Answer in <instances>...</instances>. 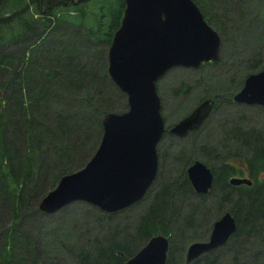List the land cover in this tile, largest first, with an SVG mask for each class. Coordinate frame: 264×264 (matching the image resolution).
Segmentation results:
<instances>
[{
    "label": "trees",
    "instance_id": "1",
    "mask_svg": "<svg viewBox=\"0 0 264 264\" xmlns=\"http://www.w3.org/2000/svg\"><path fill=\"white\" fill-rule=\"evenodd\" d=\"M193 1L208 24L218 22L206 11L205 0ZM124 7V0H0V224L8 222L0 227V264H47L43 245L32 233L36 225L26 220L23 209L32 204V214L36 213L38 202L59 179L93 155L102 117L127 109L126 95L107 75V49ZM256 52L247 59V75L264 66ZM186 89L181 83L174 94H185ZM226 136L225 144H238L236 156H219L212 148L200 147L205 160H221L210 194L191 191L186 167L201 157L191 149L176 171L167 168V180L158 182L163 172L158 167L145 196L151 195V200L141 209L133 232L114 225L105 238L89 245H63L71 256L69 263L125 264L151 236L172 233L166 264H185L186 245L205 235L206 226L196 217L208 215L206 203L215 199L214 216L230 210L236 230L223 246L191 264H221L223 248L231 251L225 264H264V133L233 124ZM183 154L176 158L181 160ZM231 157L245 158L253 179L250 187L226 184ZM183 202L188 208L184 213ZM116 213L100 212L110 220Z\"/></svg>",
    "mask_w": 264,
    "mask_h": 264
},
{
    "label": "water",
    "instance_id": "2",
    "mask_svg": "<svg viewBox=\"0 0 264 264\" xmlns=\"http://www.w3.org/2000/svg\"><path fill=\"white\" fill-rule=\"evenodd\" d=\"M119 27L107 49V75L126 95L127 109L108 112L101 119L100 142L80 169L63 175L41 198L44 214L84 202L103 213H115L141 201L158 169L156 147L165 130L156 84L172 68H197L215 62L220 49L218 33L205 21L193 0H124ZM233 99L246 105H264V68L248 74ZM212 104L206 100L170 129L175 135L197 127ZM3 92L0 90V111ZM193 189L206 192L210 170L196 160L187 168ZM231 184L251 180L232 178ZM236 230L235 218L226 211L211 228L207 241H194L186 249L191 262L222 246ZM169 239L151 236L125 264H165Z\"/></svg>",
    "mask_w": 264,
    "mask_h": 264
},
{
    "label": "rangeland",
    "instance_id": "3",
    "mask_svg": "<svg viewBox=\"0 0 264 264\" xmlns=\"http://www.w3.org/2000/svg\"><path fill=\"white\" fill-rule=\"evenodd\" d=\"M204 3L206 10L213 14L218 21L214 25H209L217 32L216 26L222 31L219 36L221 45L216 63L196 69L172 68L157 82L156 90L160 97L161 114L166 126L186 113L187 109L198 102L207 90L211 96L219 94L220 103L196 133L182 140L166 133L162 136L156 147L157 155H159L158 166L163 171L158 182L167 180V168L174 167L173 170L176 171L175 168L178 169L181 165L179 162L185 161L191 149H194L196 151L194 152L201 156L200 158L204 156V150H200L202 146L208 150L212 148L217 154L219 153V156H224V154L236 156L233 154H236L235 148L239 147L238 144L233 141L224 143L227 130L233 124L245 131L254 128L264 133V106L232 103L227 100L229 91L227 92L226 88H231L230 92L235 93L240 90L244 75L250 68H248L247 59L252 57L254 51L262 56L261 66L264 65V0H205ZM231 79L234 81L231 82ZM181 83L187 85L188 91L185 94H174V90ZM224 144L229 146L228 153H225L227 150H225ZM181 151L184 152V157L182 156L181 160H178L176 157ZM207 160L214 166L221 163V160L216 161L209 158ZM244 161L245 158H235L237 165L243 166ZM244 176L249 177L248 172L245 171ZM150 200L151 195L144 197L137 205L128 207L121 212H115L116 215L111 216V220L109 215H101V211L97 207L84 202L71 203L50 214L39 211L38 204V211L32 214L34 207L30 204L29 207L23 209L22 213L31 225H36L37 230L32 229V233L34 238L43 245L41 250L45 254L42 256L47 264H74L72 260L69 263L70 254L67 253V246L89 245L94 239L105 238L114 225H118L119 228L128 227V231L133 232L134 222L142 213L141 209ZM211 200L206 203L209 214L199 213V216L196 217L203 227H208L216 216H214V212L217 201ZM183 203L182 213L188 209L186 203ZM7 223V221L1 223L0 227H5ZM87 248L91 249L90 246ZM223 249L221 264H225L229 260L231 252L227 248Z\"/></svg>",
    "mask_w": 264,
    "mask_h": 264
},
{
    "label": "flooded vegetation",
    "instance_id": "4",
    "mask_svg": "<svg viewBox=\"0 0 264 264\" xmlns=\"http://www.w3.org/2000/svg\"><path fill=\"white\" fill-rule=\"evenodd\" d=\"M197 5V4H196ZM201 11V10H200ZM207 11V10H206ZM201 13H202V11H201ZM202 15H203V17H204V19H205V21L207 22V20H206V18H205V16H204V14L202 13ZM207 16V15H206ZM208 23V22H207ZM216 31V30H215ZM217 32V31H216ZM218 33V35L220 36V34H219V32H217ZM219 51H220V49H219ZM218 57H219V52H218ZM218 59V58H217ZM217 61V60H216ZM216 61L215 62H203V63H201L200 64V66L199 67H197V68H200V67H202V66H205V65H208V64H215L216 63ZM194 69V68H193ZM196 69V68H195ZM247 73V72H246ZM245 73V75H244V78H243V82H244V80H245V78L247 77V74ZM242 82V83H243ZM204 89H206V88H204ZM241 89V88H240ZM231 90V89H230ZM204 92H205V90H204ZM238 92V91H237ZM236 92V93H237ZM234 95H235V92H230V93H228L227 94V98H229V99H227V100H229V101H231L232 103H237V104H239L238 102H236L234 99H233V97H234ZM220 95L219 94H214V95H210V94H208V90L204 93V95L203 96H201L200 97V99L198 100V102H196L195 104H193V105H191L188 109H187V112L186 113H184L178 120H175L173 123H171V124H169L168 126H166L165 125V132L163 133V135L166 133V134H168V135H171V136H174V137H177L178 139H180V140H182V139H184V138H187L189 135H192V134H194V133H196L200 128H201V126L203 125V123H204V121L209 117V114L213 111V109H215L216 107H218V105H219V103H220ZM206 100H211L212 101V104H211V107H210V109L208 110V112H207V114H206V116L202 119V121L200 122V124L197 126V127H195V128H193V129H190V130H187L185 133H183L182 135H175V134H173V133H171L170 132V129L173 127V125L176 123V122H178L180 119H182V118H184V117H186V116H188L192 111H193V109H195L198 105H200L202 102H204V101H206ZM228 101V102H229ZM161 104V103H160ZM241 104H243V103H241ZM246 105V104H245ZM248 106H251V105H248ZM264 106V105H263ZM162 115V114H161ZM163 118V117H162ZM164 120V119H163ZM162 135V136H163ZM162 138V137H161ZM161 140V139H160ZM232 156V155H231ZM196 160H198V161H200V162H202L209 170H210V172H211V175H212V179H211V184H210V187H209V189L206 191V192H200V193H198V192H196L194 189H193V187H192V185H191V183H190V181H189V179H188V176H187V168L189 167V166H191L192 164H193V162L194 161H196ZM227 165H230V166H232V169L230 170V172H229V174L228 175H226V184L227 185H229V186H231V187H233V188H238V187H243V186H246V187H250L252 184H253V179L249 176V177H246V176H244L245 175V171L247 172V168H246V165L244 164V163H242L243 164V166H241V165H237L236 163H235V157H231V158H229L228 159V161H227V163H226ZM158 165H159V162H158ZM159 167V166H158ZM218 168V166H214L213 165V163H211V162H209L208 160H205V159H203V158H200V159H194V160H192L189 164H188V166L186 167V176H187V179H188V181H189V186H190V188H191V191L194 193V194H197V195H208V194H210L211 193V191L213 190V185H214V180H215V177H216V173H215V170ZM158 170V169H157ZM232 178H241V179H249V180H251V184L250 185H245V184H238V185H235V184H231L230 183V179H232ZM124 210V209H123ZM122 211V210H121ZM226 211H228L232 216H233V214L231 213V211L230 210H227V209H224V211L222 212V213H218L217 214V216H215L214 217V219H212V222H211V224L208 226V227H206L205 228V231H204V233H205V235H203L201 238L202 239H200V240H196V241H207L208 240V238H209V235H210V231H211V228H212V225H213V223L216 221V220H218ZM117 212H119V211H117ZM112 214V213H111ZM234 217V216H233ZM207 229V230H206ZM157 234H161V233H157ZM162 235H165V234H162ZM165 236H167V238L169 239V245H168V250H167V254L169 253V249H170V246H171V243H172V238H171V236H172V233H169L168 235H165ZM147 242V241H146ZM194 242V241H193ZM190 243H192V242H190ZM190 243H188L187 245H186V248H185V251L183 252L184 253V263L185 264H191L194 260H196V259H194V260H192L191 262H186V260H185V254H186V249H187V247H188V245L190 244ZM223 246V245H222ZM142 247V246H141ZM140 247V248H141ZM219 247H221V246H219ZM139 248V249H140ZM216 248H218V247H216ZM216 248H214V249H216ZM138 249V250H139ZM214 249H212V250H214ZM137 250V251H138ZM212 250H210V251H212ZM136 251V252H137ZM209 251V252H210ZM135 252V253H136ZM134 253V254H135ZM208 253V252H207ZM133 254V255H134ZM179 254H181V250L179 251ZM204 254H206V253H204ZM204 254H201V255H204ZM132 255V256H133ZM200 255V256H201ZM131 257V256H130ZM130 257H128V258H130ZM128 260V259H127ZM126 260V261H127ZM166 260H167V255H166ZM166 260H165V264H166ZM126 263V262H125Z\"/></svg>",
    "mask_w": 264,
    "mask_h": 264
},
{
    "label": "bare ground",
    "instance_id": "5",
    "mask_svg": "<svg viewBox=\"0 0 264 264\" xmlns=\"http://www.w3.org/2000/svg\"><path fill=\"white\" fill-rule=\"evenodd\" d=\"M163 75H164V74H163ZM163 75H162V76H163Z\"/></svg>",
    "mask_w": 264,
    "mask_h": 264
}]
</instances>
